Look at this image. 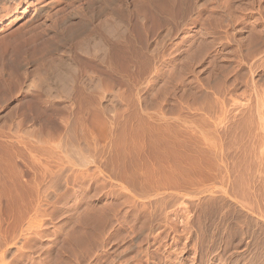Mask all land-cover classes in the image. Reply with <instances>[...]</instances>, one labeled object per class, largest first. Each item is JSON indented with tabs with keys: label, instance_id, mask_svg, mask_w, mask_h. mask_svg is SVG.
I'll return each mask as SVG.
<instances>
[{
	"label": "rangeland",
	"instance_id": "374dc122",
	"mask_svg": "<svg viewBox=\"0 0 264 264\" xmlns=\"http://www.w3.org/2000/svg\"><path fill=\"white\" fill-rule=\"evenodd\" d=\"M116 1L120 4H115ZM204 1L108 0L107 7L102 6V9L100 6L96 7L100 3L98 0H15L0 5L5 9L10 7L0 10V150L3 153L29 149L35 153L40 150H45L46 153L55 151L65 157L64 152L74 145L78 149L92 148L101 156L95 159L98 163H92L93 166L96 164L94 167L91 164L86 168L88 170L82 168L84 173L80 167L76 166L79 168H76L77 170L74 166L67 167L68 172L72 174L67 173L70 177L66 176L67 185L65 184L59 192L61 196L57 195V200L56 197L52 198L51 205L48 204L46 209L50 214L45 217L44 236L37 241L35 257L40 253L44 259L41 258L34 264H264V222L252 218V214H249L248 219L241 217L242 214L234 211L241 209L232 197L233 200L220 194L222 198L218 195L219 200L214 199L209 204H203L201 208L193 204L194 206L187 210L189 214L184 210L178 212L181 205L177 209L171 206L175 200L174 196V200L172 197V200L168 199L171 201V205L167 206H170L171 211L167 209L169 213L166 211L167 207L162 208L163 211L156 207L155 213H152L147 205L139 204L140 199L136 209L127 207L128 204L125 203L126 192L132 193L131 186L138 189L141 185L139 191L141 187L143 191H150L146 189L157 182V178L151 180L154 182L150 181L149 175L152 174L153 177L157 176L158 180L159 177H164L162 185L166 186V192L172 191L171 185L168 184L176 182L175 179L180 185L178 189H183L185 186H181L184 183L186 187L191 186L190 180L195 182L201 175L204 176L200 180L207 184L213 182L214 171H207L205 166L203 169L198 167L197 172L200 170L198 173L202 174L194 176L197 173L194 169L196 162L193 163V160L187 158V154L192 158L196 149L193 144L194 139L198 138L195 136L198 132L193 127L197 128L196 125L205 112H209L205 114L213 116L212 118L219 116L220 111L217 109H220L219 104L223 105V98V101H226L224 105L227 104L223 105L224 109L231 113H234V99L253 106L258 95L256 101L264 102V0ZM110 6L113 14L106 11ZM100 14L103 15L99 16ZM62 20L70 25V29L58 34L50 42L51 47H45V52L41 48L37 51H40V54L35 52L37 55L34 56L37 57L33 56L32 60L25 58L18 66L15 64L18 61L15 60L17 67L13 64L15 68L3 69L5 42L11 40L12 43L19 35L28 36L36 30L41 31L44 36H53V26ZM113 20L116 24L112 23L114 27L111 24ZM108 22L110 28L106 25ZM115 27L117 29L112 30ZM88 31L95 41L105 45L109 51L107 59L105 57L103 62L100 58L92 57L96 52L100 53L97 47H93L92 42L89 44L92 49L87 54L71 48L72 42L80 41ZM108 31H114L113 35L108 34ZM118 35L119 37H115ZM113 37L124 38L121 49L117 50V46L112 44ZM47 48L51 56L53 55L54 65L57 63V69L59 67L62 72H68L70 63L74 67L72 73L77 75L78 80L91 76L95 83L91 89L85 85L78 86L79 84L71 86L68 83L65 86L57 81L49 84V91V85L43 87L38 80L43 72H39L38 68L42 66L36 64V61L42 54H49ZM33 58L36 60L33 61ZM104 65L109 68L103 71ZM8 76L10 90L5 91L4 79ZM67 86L69 89H65ZM45 90L46 93L55 95L54 99L47 98ZM65 92L73 97H64ZM58 94L60 95L57 98ZM215 97H218L216 100L219 101L214 100ZM196 107L200 108V111L196 110ZM194 111L203 114L194 116ZM188 113H193L191 118L196 117L198 123L192 118L194 124L190 117H187ZM182 118L186 122H182ZM227 120L223 128L229 127V117ZM254 122L250 125L251 133L254 130L255 134L261 132L256 123L252 130ZM191 128L193 132L190 131ZM21 132H26L25 136L31 140L22 144L11 138L15 134L24 135ZM231 135L234 137V132ZM232 136L221 138L218 134L221 139L214 137L219 139L220 142L216 140L222 149L226 146L232 147V150L229 149L230 154L228 148L225 149L232 157L224 154L225 159L229 157L231 160L228 158L227 161H230L227 162L222 159L223 162L221 160L215 164L223 167L226 163L227 166L223 169L221 167L225 175L231 174L229 171L226 173L227 170L234 172ZM37 138L42 142L35 143ZM209 140L208 142L213 144L215 139ZM174 152L175 156L179 154L176 156L177 163L180 162L179 166L184 165L189 169L187 173H190V179L186 177V180H180L178 176L175 179L173 176L172 179L169 178V175H172L170 170ZM5 160L0 159V165L3 164L0 168L5 169L4 172L2 169L3 173L6 170V173L18 170L22 171L26 178L32 176L28 163L35 164V161L26 163L19 157ZM54 161L56 159L50 162L43 159L42 163L52 165ZM187 162L192 163L191 166ZM120 164L125 167L121 168V171L116 169ZM109 165L115 166L116 171L114 168L110 169ZM110 170L114 174L119 173V176L115 174L117 177H122L118 179L123 181L125 186L120 190L122 194L118 191L121 195L108 192V187L106 189L102 185ZM93 171L100 176L96 173L91 175ZM146 171L153 173L148 172L149 175L145 176ZM2 172L0 171V174ZM80 173H83V176ZM75 174L78 178H75ZM79 174L84 180L82 177L78 180ZM104 174L106 176H103ZM94 175L98 178H94ZM167 177L169 183H166ZM146 179H149L150 187L147 186L149 181ZM161 181H158L160 185ZM218 182L219 180L216 185L221 187ZM0 186V216L3 220L1 225L5 227L18 203L7 201L6 194L10 189L8 184ZM54 204L55 207L52 208ZM116 206L118 208H115ZM186 213L190 218L195 217L192 226L187 225V230L183 221Z\"/></svg>",
	"mask_w": 264,
	"mask_h": 264
},
{
	"label": "bare ground",
	"instance_id": "6f19581e",
	"mask_svg": "<svg viewBox=\"0 0 264 264\" xmlns=\"http://www.w3.org/2000/svg\"><path fill=\"white\" fill-rule=\"evenodd\" d=\"M12 1H15V0H0V5L3 2L9 3V2H12ZM98 1L100 3L98 5L95 4L96 7L100 6L101 9H102V6H103V8H104V6L107 7V1L108 0H98ZM117 2L118 1H116L115 4L119 3V2L118 3ZM101 4H103V5H101ZM164 6H166L165 3H164ZM202 6H203V4H202ZM8 7H7V9H8ZM3 8L5 9V7H1L0 6V10H2ZM7 9H5V10H7ZM9 9H10V7H9ZM108 9H110V10H108ZM108 9L106 11H110V13H111L112 12L111 11V9H112L111 6ZM88 10H89V8H88ZM88 10L86 9L87 12H88ZM104 11H105V9H104ZM114 12H116V11H114ZM110 13H108V14H110ZM111 14H113V12ZM102 15L103 14H100L99 16H102ZM81 17H83V16H81ZM85 17L86 16H84V18ZM63 20L62 21H58L53 26V27H55L54 28L55 30L53 32L54 33L53 36L52 35H49V36L45 35L44 36V34L41 33V31L38 30L39 31L38 32L36 30V31H33V33H30V35H28V36H25V35H22V34L19 35L18 37H16L12 41V43H10L11 40L8 41V42H5L4 45H3L4 49H3V55H2V61L4 63L3 64L4 65L3 69L4 70L13 69V67H14L13 64H14L15 60L18 61L17 63H15L18 66V63L21 60L24 61L25 58L26 59L31 58V60H32V57L34 56V54H36V53L40 54V51L39 52H37V51L40 50L41 48L44 51L45 47H48L50 42L53 41V39L56 38L58 36V34H63L66 30L70 29V25H67L65 23V21H63ZM103 23H101V24H103ZM112 23H114V20H113V22L111 21V24ZM216 24H217V22H216ZM106 25L109 28L111 26L109 24V22ZM199 25H200V23H199ZM112 26L114 27L113 24H112ZM117 27L119 28L118 25H117ZM117 27H115V29H112V30H116ZM108 32H107L108 34H112L113 35L114 31L112 33H110V31H108ZM118 32H121V31H118ZM89 33H90V31H88V34L86 33L87 35L84 36L80 41L72 42L71 48L72 49H75V48L79 49L84 54L85 53L87 54L92 49V48L90 49L91 45L89 46L90 42H92L93 47L94 48L97 47L96 49L98 51L100 50V53L98 54L96 52L97 50L95 49L96 50L95 51L96 54H93L92 57L100 58L99 60H102V62H103V60L105 59V57L107 56V53H109V51H107V47H105V45L100 44L99 42L95 41L92 38V35L89 34ZM115 33H117V32H115ZM115 37H119V35L115 36ZM115 37H113L114 39H112V44H115V46H117V50H119L124 45V43L122 44L124 38H121V39H119V38L117 39L116 38L115 39ZM120 37H121V35H120ZM110 44H111V41H110ZM51 50H53V49H51ZM43 51H42V53H43ZM48 53H49V49H48ZM91 53H93V51H91ZM49 54H47V53L45 55L42 54V56L36 61L37 62L36 64H38L39 66H42V67L38 68L39 72H40V70H43V72L41 73L42 76L39 75L38 80H40L39 83L41 82L43 84V87H44V85L46 86V85L51 84L53 81H57L58 83H62L65 86L68 83H70L71 86H75V84H76V86H77V84H79L78 86H80V85L84 86L85 85L86 88L87 87L90 88L91 86H93L95 84L94 81L92 80L93 78L91 79V76L89 77L86 74L85 75L87 77L81 78L80 80H78V78L76 77L77 75L74 76V73H72L74 67L70 63L68 64L69 65L68 69L66 68L68 70V72L67 71L66 72H62L59 69V67L57 69L56 68L57 63L54 65V58L52 57L53 55L51 56V54L50 55ZM58 54H60V53H58ZM91 55H89V56H91ZM67 57H69V56H67ZM11 59H12V63H10ZM106 59H107V57H106ZM34 60H36V59L33 58V61ZM104 67H105V69H103V71L109 68L108 65H104ZM80 76H81V74H80ZM42 84H39V85L42 86ZM97 84H98V82H97ZM4 87H5V91L6 90H10L9 89V87H10L9 76L6 79H4ZM43 87H42V89H44ZM49 87H50V85H49ZM61 87H62V85H61ZM65 89H69L68 86ZM47 90L48 91L51 90V87L49 89H47ZM70 90H69V93H70ZM59 91H61V89H59ZM46 92L47 91L45 90V93ZM66 92H68V91L66 90ZM66 92H65V96L64 97H67V98L73 97V96L70 97L69 95H67ZM58 93H60V92H58ZM59 95L60 94H58V96L56 95L57 98L59 97ZM261 95H262V93H261ZM46 96H47V98H53V99L55 97V95H53L50 92L46 93ZM62 97H63V95L61 96V98ZM63 99H66V98H63ZM216 99H218V97H215L214 100H216ZM257 99H258V95H257V98L255 99V101ZM223 100H224V98H223ZM223 100H222L221 103H223V105H224V102H226V101H223ZM216 101H219V100H216ZM259 101H256L255 105H254V102H253V106H252L249 103H248L249 105L242 104L241 102H238L236 99H234V102H232L234 104V109H233L234 113H231L230 111L227 112L228 110L224 109V106L227 105L226 103H225L224 106L219 104V106L217 105L221 109V110L217 109V110L220 111V115L218 113L219 116H216V117L212 118L213 116L212 117H209L208 115H207L208 117L206 116L205 113H207V112H205L204 114L201 113V114L204 115V117L199 119V123L196 121V117H194L195 114H197L196 116H198V117H199V115L201 116V114L198 111H197V113H195L196 110L200 109L199 107H198L199 109H197V107H196V110L193 112L194 116L192 118L195 119L194 121L197 122L198 125H196L197 128H195V127H193V128H194V130L197 129L195 131H197L199 134L197 132H196L197 134H195V136L198 137V138L194 139L195 140L194 141L195 144H193V145L196 147L195 151L193 150L194 154H193L192 158L190 157V154H187L189 156L187 158H189L190 160H193L192 161L193 163H194V161L196 162V164L194 166L195 168L192 167L194 169H196L198 167L200 169L203 166H205L208 169L207 171H214V173H213V175H214L213 182L210 181L211 183L207 184V182H204V180H200V179H203L204 175L202 176L201 172H200L201 174L198 173L200 170L197 172V169H196L195 171L197 173L194 176H196L197 174H200L201 176L197 175V177L199 176V178H200V179L197 178L199 181L194 176H191V177H193V179H196V181L194 182V181L190 180L191 186L186 187L187 185H185L184 181L186 180L185 179L186 177H188V179H190L189 178V174L190 173L189 174L187 173L188 172L187 170H189V169L187 168V166L184 167V165H182L183 163L181 164L182 166H179L180 164H178V163H180V162L178 161V163H177L178 159H176L177 158L176 156H178L179 154H176V156H175L176 152H174L173 153L174 155L172 154V157H173L172 159L173 160H172V165H171V170H170V171H172V173L169 172L172 175H169L170 176L169 178L172 179L171 177L173 176L174 179H175L178 176L180 178V180L185 179L183 181L184 185L182 184V186H181V187H183V186H185V187H183V189L182 188L178 189V186H180V185L178 184L179 182H177V179H175L176 182L175 181H173V182L171 181L172 184L171 183L168 184L169 186L171 185V187H170L171 189L170 190H172V191H167L166 192L165 191L166 190V188H165L166 186L164 187V184L162 185V183L164 182V177L162 178L163 181H161L162 180L161 177H159L160 180H158L157 176L153 177L154 174L149 175V174H151L152 171H146L147 174H145V176L149 175L150 176V181L152 179L154 180V179L157 178V182L155 184L152 183L153 185H150L151 183H150L149 179H146L147 182L149 181V184H147V186L148 187L151 186V187L147 188L146 183L144 184L145 186L144 185L143 186H144V188L145 187L147 188V189L145 188L146 190H150V191H143V187H141V189L139 191V188H140L141 185L139 186L138 189L136 187H134V186H131L132 187V189H131L132 193L128 191L125 194V199H126L125 203L128 204L127 207H131V208L134 207L136 209V207L138 206L137 205V201L140 199L141 201L139 202V204L141 203L143 206L147 205L149 207V209L151 208L152 213L153 212L155 213L154 208L156 210V207H158V209L160 208V210H161L162 208L167 207L168 204L171 205V203H170L171 201L168 200V199H171V197L173 199V196H174L175 200L173 199L174 202L172 203L171 206H174L177 209V207H179L181 205L182 207H179L178 212H180V210H181V212L183 210L185 212V211L188 210V208L190 206H194L193 204H195L196 207L201 208V206L203 204L204 205L209 204V203L213 202L214 199H218L219 200V198H217V196L218 195L220 196V194H221L222 196L225 195V196H229L230 199H231V197L234 199V200L233 199H231V200H233L234 203L237 204V206L239 205V207H240L239 209H241V210L236 209L234 211H237L240 215L242 214L241 217L244 216V219H248V216H250L249 214H252L254 216L252 218H255L258 221L264 222V102H262V100L260 102ZM263 101H264V99H263ZM218 103H220V102H218ZM250 103L252 104V102H250ZM216 104H217V102H216ZM228 104L230 105V103H228ZM232 105L230 106L231 108L233 107ZM227 108H228V106H227ZM193 113H191V115ZM191 115L188 113L187 117L189 116L191 121L194 122L192 120V118H191ZM228 117H229V120H230L229 127L223 128V126L226 125L225 122L228 121L227 120ZM178 119L180 120L179 117H178ZM254 120H256V121L254 122ZM181 121L182 122H186V120L183 119V118L181 119ZM252 121L254 122V126H253L252 130H254L255 123H256V125L259 127V129H261V132L260 131L258 132V130H257L258 128L256 126V128H257L256 130H257L258 133L255 134V132H256L255 130H254V132L252 131L253 133H251V128H252L251 127L252 126L251 123H252ZM195 122H194V124H195ZM193 128H191L190 131L193 132V130H192ZM232 132H234V137L231 135ZM21 133H23L24 135L21 136L19 134H15L11 138H13L14 141L22 143V144H25L27 142V140L28 141L31 140L28 136H25L26 132H21ZM218 134L220 135V137L222 136V137H226L227 138L228 136H232V139H234V141H233L234 149L232 151L234 153V156H233L234 158H232V159H234V162L232 161L234 163V167L232 166V170L234 168V172H230L231 169L227 170V172H226V173H228V171H229V174L231 173L230 175H228V174L225 175L224 174L225 171L223 172L221 170L222 166L220 167L218 164H217V166L215 165L218 161H221L222 159H225L224 154L227 155L229 153V149L232 148L230 146H228V147L226 146V147H224L222 149V147H220L219 143L217 142V140L219 141L218 138H220V137H218ZM195 136L193 135L194 138H195ZM193 137H191V138H193ZM214 137H218V138H214ZM212 138L215 139L214 142L216 141L215 143L213 142V144H211V142L213 140L212 141L209 140V139H212ZM10 140H8V141H10ZM208 140L211 141V142H208ZM230 140H231V138L228 141H230ZM32 141H33V139H32ZM191 141H193V140H191ZM34 142L35 143H39V142H42V140L37 138L36 141H34ZM216 143H218L217 145H219V148H218L217 145L216 146L214 145ZM250 143H252V144H250ZM225 144H226V142H225ZM248 144H250V145H248ZM83 145H85V144H83ZM228 145H230L229 142H228ZM86 148L85 149H78L77 147L72 145L71 148L69 150H67V152H64V154H65L64 156L65 157H62L61 155H59L58 152H55V151L54 152L48 151L46 153L45 150L44 151L40 150L39 153H35L31 149H29V150H25V151H21V150L17 151V152L15 151L13 153H11V151L3 153L2 150H0V152H2V153H0V159H4V160L6 159L5 161L9 160V158L11 159V158H16V157H19L21 161L26 162V163H28V161H35V164L28 163L30 165V168L32 169L31 170V175L32 176L30 178H26L25 175L22 173V171H18V170L17 171H8L6 173V171H7L6 170L5 173H3L5 169L2 168L3 169V172H2V169L0 168L1 169L0 171L2 172L0 174V185L8 184V186L10 188L8 190V193L6 194L7 195L6 196L7 197V201H13V202H17L18 203L16 209H13V211H14L13 214H10V217L8 218V222L6 220L7 223H6L5 227H3V225H1L3 220H2V218L0 216V264H12V263H17V262H21L22 264H25L27 262L30 263V264H34V263H37L38 260L43 258L40 253H39L37 258L35 257V254L37 252V243H38L37 241H39L38 239H41L44 236V230H43L44 226L43 225L45 224V217L49 216L48 214H50V211L48 213V209H46V208H47V206H49L48 204H50V202L52 201L51 200L52 198L56 197L55 199L57 200V195H59V192L61 191L63 186L66 184V181H67L66 180V176L70 177L69 175L72 174V173H70V171L68 172V170H69L68 168L74 166L75 167L74 169H76L77 167H80L81 168L80 170H82V168H85V170H88V169H86V168H88V165H91L93 162L96 163L97 161H95V159L98 158V157H101L100 153H99V155H97L98 153L96 154V152H94V149L92 150V148L91 149H89L88 147H86ZM227 148H228V153L225 152V151H227V150H225ZM230 150H232V149H230ZM4 151H6V150H4ZM96 151H98V150H96ZM45 155H46V157H45ZM184 155H186V154H184ZM184 155H181V156H184ZM103 156H104V154H103ZM186 156H184V157H186ZM230 156L231 155H229V157ZM114 158H115V156H114ZM129 158H130V156H129ZM43 159L46 162H50L52 159H56V161H54L55 162L54 164L50 165V164H47V163H42ZM64 159H66V160H64ZM117 159L115 158V160H117ZM227 159H225V160L227 161ZM57 160H58V162H57ZM101 160H100V162H102ZM230 160H228V161H230ZM114 162H113V164H114ZM120 162H121V160H120ZM120 162H117V164L120 163ZM222 162H223V160H222ZM6 163L8 164V162H6ZM187 163L190 166L192 164V163L190 164V162H187ZM187 163H186V165H187ZM64 164H66V166ZM132 164H133V162H132ZM224 164L226 165V163H224ZM67 165H69V166H67ZM95 165L96 164H94V166ZM101 165H103V164L101 163ZM0 166H3V164L0 165ZM92 166H93V164H92ZM120 166H122V164H120ZM120 166L116 167V169H118L119 171H121V168H123V169L125 168L123 166L122 167H120ZM190 166H188V167L190 168ZM228 166H230V165H228ZM114 167H111L110 169L113 170ZM180 167H181V169H180ZM223 167H222V169H223ZM227 168H229V167H227ZM77 169H79V168H77ZM95 169H97V166H96ZM95 169H93V170H95ZM116 169L114 171H116ZM226 169H224V170H226ZM98 170H96V171H98ZM107 170L109 172V169H107ZM112 170H110V173L107 174V178L104 181L105 183L102 184V185H104V188L108 187V189H109L108 192H112V193L114 192V193H116V195H118L117 193H119V195H121L122 191H120V190L124 189L125 186H124L123 181H120L118 179H120L122 177H120V178L117 177V176H119V173H115V174H117V176H116L113 173ZM131 170H132V168H131ZM134 170H137V169H134ZM191 170H193V169H191ZM195 171H194V173H195ZM82 172H83V170H82ZM93 172H91V175L96 173L97 176L98 175L100 176V174H98V173H100L99 171H98V173L95 172V171H93ZM148 172H149V174H148ZM202 172H203V170H202ZM112 173L114 174V176H113ZM207 173H209V172H207ZM76 174H77V172H76ZM76 174H75V178L77 176ZM87 174H88V172H87ZM124 174L125 173H123V175ZM157 174L158 173L156 172V175ZM81 175H80V179H78V180H81V177L83 176V175L82 176ZM88 176H90V174ZM101 176H102V174H101ZM103 176H106V175L104 174ZM120 176H122V175H120ZM131 176H133V175H131ZM141 176H142V173H141ZM77 178H78V176H77ZM91 178H93V176H91ZM94 178H96L95 175H94ZM99 178H101V177H99ZM145 178H149V177H145ZM169 178L166 179V183L170 182ZM47 179H48V181H47ZM67 179H69V178H67ZM123 179H124V177H123ZM206 179H205V181H206ZM82 180H84V178ZM218 180L221 183V187L216 185ZM158 181H161V185H160V182H158ZM188 181L186 182L187 184L189 183ZM77 182H79V181H77ZM151 182H154V181H151ZM142 183H143V181H142ZM166 183H165V185H167ZM168 185H167V187H168V190H169V186ZM97 186H99V185H97ZM222 187L224 189H222ZM0 191H1V186H0ZM93 191H95V190H93ZM118 191H120L121 194ZM141 191H142V193H140ZM179 192H181V193H179ZM165 195H166V199H165ZM60 196L61 195H59L58 197H60ZM0 198H1V195H0ZM220 198H222V197L220 196ZM125 203L123 202L122 204L125 205ZM191 203H192V205H190ZM55 204L52 205V208H53V206L55 207ZM148 207H146V208L148 209ZM169 207L166 208V211H167V209ZM115 208H118V206H116ZM141 208H142V206H141ZM169 210H170V208H169ZM112 211H113V209H112ZM162 211H163V209H162ZM116 212H117V210H116ZM134 212H135V210H134ZM148 212L150 213V210H148ZM167 212H166V214L169 213V212L168 213ZM187 213H188V211H187ZM187 213H186V215L183 216L184 217L183 221H184L186 226L188 224H189L188 226H190V225L192 226V223H193L195 217L194 218L193 217L190 218L187 215ZM180 214H182V213H179V215ZM177 215L178 214H176V216ZM156 216H157V214H156ZM49 219H51V218L49 217ZM153 219H155L154 216H153ZM120 221H121V219H120ZM258 221H256V222H258ZM186 226H185V228L187 230L188 226L187 227Z\"/></svg>",
	"mask_w": 264,
	"mask_h": 264
}]
</instances>
